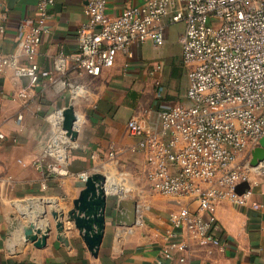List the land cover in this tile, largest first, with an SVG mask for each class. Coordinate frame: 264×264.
<instances>
[{"label":"crops","instance_id":"obj_1","mask_svg":"<svg viewBox=\"0 0 264 264\" xmlns=\"http://www.w3.org/2000/svg\"><path fill=\"white\" fill-rule=\"evenodd\" d=\"M145 1L109 0L108 12L118 15L127 6ZM37 4L38 0H0V13L6 14L4 30L0 31V59L15 53L20 63L26 62L20 41L36 21ZM85 4L86 0H55L36 56L43 68L54 70L60 49L66 53L77 50V30L86 20ZM181 24L167 26L163 45L147 40L133 46L131 53L120 51L115 65L105 67L99 75L79 72L72 63L65 74L54 70L53 78L28 87L29 98L19 97L28 86L27 77L17 76L12 67L0 74V132L5 134L0 138V264H264V175L258 176L247 205L228 199L217 201L218 235L223 246L200 244L184 231L180 237L186 240L187 248L184 252L174 249L172 259L161 255V249L171 241L169 214L182 205L197 208V202L188 197L163 195L150 185L154 192L148 194L147 204L131 199L137 204L138 219L131 223L132 210L120 203L123 198L108 196L97 255L70 219L74 201L84 188L79 173L105 174L101 168L110 159L122 164L135 154L143 160L146 177L144 154L130 151L136 137L128 121L136 117L156 123L159 110L174 104L177 96L171 87L184 67L182 51H176L172 37L177 33L179 41ZM155 63H161L162 68L154 74L151 69ZM157 80L167 89L162 97L157 96ZM69 106L77 115L78 135L70 150V174L57 176L38 167L36 160L59 131V111ZM253 203L260 207L254 208ZM29 208L38 210L39 216L45 209L48 213L32 219L36 213H30ZM57 221L64 227L63 240L57 237ZM25 227L38 238L48 232L47 244L37 246L27 239ZM182 255L184 262L180 261Z\"/></svg>","mask_w":264,"mask_h":264},{"label":"built area","instance_id":"obj_2","mask_svg":"<svg viewBox=\"0 0 264 264\" xmlns=\"http://www.w3.org/2000/svg\"><path fill=\"white\" fill-rule=\"evenodd\" d=\"M54 2L38 0L36 21L20 41L26 62L20 63L15 53L0 59V74L12 67L17 76L28 78L20 98L31 97L28 87L53 78L54 70L65 74L70 63L79 72L99 75L115 65L120 51L131 53L133 46L147 40L163 45L167 26L183 23L179 42L185 99L159 110L156 123L130 118L128 127L136 137L130 151L144 154L146 177L154 190L197 202V208L187 204L170 212L171 241L161 249L162 257L172 259L174 249L186 250L187 242L180 237L184 231L200 244L223 246L217 201L247 205L258 176L264 175V160L251 163V151L264 135V0H146L118 15L108 12L109 0H86L77 50L60 49L51 70L43 68L36 56ZM5 19V12L0 13V31ZM161 68L155 63L151 72ZM156 83L157 96L162 97L164 85ZM62 113H58L59 131L36 160L38 167L57 176L70 174L74 145L63 128ZM89 175L81 172L79 178L85 182ZM245 181L250 185L239 192L238 184Z\"/></svg>","mask_w":264,"mask_h":264},{"label":"water","instance_id":"obj_3","mask_svg":"<svg viewBox=\"0 0 264 264\" xmlns=\"http://www.w3.org/2000/svg\"><path fill=\"white\" fill-rule=\"evenodd\" d=\"M63 128L68 136L75 139L78 135L76 129L77 115L72 106L66 107L63 110ZM264 160V135L261 137L259 145L254 147L251 151V163L257 165ZM108 182V177L102 173H93L89 175L84 182V188L80 191L79 196L74 201V210L71 212L70 219L74 220L77 228L80 229V235L88 245L89 249L95 254H98L99 246L102 241V230L106 221V209L108 206V193H105V184ZM249 182L245 181L237 186L239 192H243L245 187H248ZM121 204L126 205L130 211L131 223L137 222V204L131 199H122ZM30 213H36L31 218L44 217L48 211L43 210V214L40 215L39 211L35 208H29ZM52 215L56 219V213L52 212ZM40 219V218H39ZM57 220V219H56ZM29 225L35 226L34 222ZM57 230V237L59 240L64 238L61 236V232L64 227L61 222L55 223ZM40 230V227H39ZM27 239L32 240L37 246H44L47 244L49 234L48 232L38 238V234L34 233L32 229L24 228Z\"/></svg>","mask_w":264,"mask_h":264},{"label":"rangeland","instance_id":"obj_4","mask_svg":"<svg viewBox=\"0 0 264 264\" xmlns=\"http://www.w3.org/2000/svg\"><path fill=\"white\" fill-rule=\"evenodd\" d=\"M181 26L183 25L181 24ZM181 26L180 28H182ZM172 39L175 42L176 51H182V45L177 39V33L172 37ZM164 87L166 89L165 85ZM172 88L174 90V94L177 96L174 103L183 101L186 92L184 70L180 78L176 80L175 87L172 86L171 89ZM104 166L105 168H103ZM104 166L101 170L105 171V175H107L110 180L107 182L108 188L111 189L109 192L110 195L108 196H111L112 198L139 199L142 204L148 203V194L154 191L151 189L150 184L145 177L144 165L141 157L134 154L126 161V163L123 162L122 164L118 162L116 158H113L110 159ZM115 184L118 186V189L115 187ZM119 188H121L122 191Z\"/></svg>","mask_w":264,"mask_h":264},{"label":"bare ground","instance_id":"obj_5","mask_svg":"<svg viewBox=\"0 0 264 264\" xmlns=\"http://www.w3.org/2000/svg\"><path fill=\"white\" fill-rule=\"evenodd\" d=\"M108 181H110V180L108 179ZM105 193L109 194V192H108V183L105 184Z\"/></svg>","mask_w":264,"mask_h":264}]
</instances>
